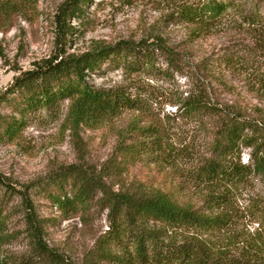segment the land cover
Returning <instances> with one entry per match:
<instances>
[{
  "label": "rangeland",
  "instance_id": "1",
  "mask_svg": "<svg viewBox=\"0 0 264 264\" xmlns=\"http://www.w3.org/2000/svg\"><path fill=\"white\" fill-rule=\"evenodd\" d=\"M65 1H24L10 20H0V177L15 189L6 192L0 185V200L3 199L7 231L11 234L0 245V260H4L3 264L50 263V256L39 253L35 241L25 231L26 210L16 191H24L27 186L32 209L42 226V241L64 264H128L96 253L109 231L108 208L94 199L83 212L63 213L52 199L59 192L47 185L50 177L71 164L98 171L111 155L119 131H127L132 125L140 129L155 119L166 118L169 136L177 149L181 142L190 147L189 153L170 161L154 155L142 156L123 167L117 177H107L105 181L114 191H168L179 203L204 209L207 188L198 185L196 171L198 162L209 153L211 123L209 118L176 114L175 102L193 87L196 72L201 78L206 76L202 67L208 64L217 71L209 81L214 94L224 101L264 109V93L256 91L248 74L264 58L259 57L252 34L237 10L228 11L210 32L195 34L190 26L177 22L175 0H87L81 11L66 17L71 31L64 38L58 29L57 16ZM236 1L245 11L257 8L264 18L263 7H256L251 0ZM155 37H161L175 53L179 69L159 60L155 71L130 74L120 66L105 63L89 74L88 81L96 87H128L132 95L144 98L147 111L142 114L127 110L96 128L83 129V153L75 149L69 130L63 126L68 101L59 103L53 114L36 111L23 117L12 101H2L14 76L35 62L62 51L80 54L103 43L151 41ZM227 52H236L239 57L235 60H243L242 63L221 65ZM12 119L23 123L16 135L8 136L5 127ZM247 153L243 150L244 161ZM237 208L240 224L234 228L236 235L249 239L258 231L264 238V192L257 181L241 190ZM202 237L216 245L224 243V235L218 229L204 232ZM117 252L122 256L124 251L118 247Z\"/></svg>",
  "mask_w": 264,
  "mask_h": 264
},
{
  "label": "trees",
  "instance_id": "2",
  "mask_svg": "<svg viewBox=\"0 0 264 264\" xmlns=\"http://www.w3.org/2000/svg\"><path fill=\"white\" fill-rule=\"evenodd\" d=\"M24 1L29 2L0 0V20H10ZM86 1L66 0L60 6L57 25L64 38L71 31L66 17L81 11ZM251 1L256 7L264 8V0ZM175 2L177 22L190 26L195 34L210 32L228 11L237 10L252 34L259 57L264 58V18L257 8L245 11L236 0ZM237 57L236 52H227L221 65L241 64L243 60H235ZM159 60L179 69L175 53L161 37L151 41L103 43L80 54L62 51L33 63L31 68L14 76L2 101H12L22 117L36 111L53 114L59 103L68 101L63 126L69 130L75 149L83 153V129L96 128L127 110L142 114L147 111L144 98L132 95L128 87H96L88 81L89 74L100 70L105 63L120 66L130 74L155 71ZM202 69L206 76L201 78L195 73V84L175 102V113L189 118H209L211 123L209 153L198 162L196 171L200 179L198 185L204 184L207 188L204 209L181 204L168 191H114L105 181L107 177H117L123 167L142 156L154 155L170 161L189 153L190 147L181 142L177 149L169 136L166 118L164 121L155 119L140 129L132 125L127 131H119L111 155L98 171L71 164L50 177L47 185L59 192V196L52 199L63 213L83 212L90 208L94 199L108 208L109 231L99 243L97 254L125 260L128 264H264V238L260 233L256 231L246 239L239 238L234 230L240 224L237 200L241 190L257 181L264 192V109L222 100L214 94L209 82L217 71L210 69L208 64ZM249 72L256 91L264 93V59ZM22 123L12 119L6 124L5 132L8 136L16 135ZM243 150L248 151L245 161ZM0 185L6 192L15 190L4 177H0ZM28 188L16 191L26 210L25 231L35 241L39 253L50 256L49 264H64L42 241V226L32 209ZM6 224L1 199L0 245L11 236ZM214 229L223 233L224 243L216 245L202 237V233ZM118 247L124 251L122 256L117 252ZM3 262L0 260V264Z\"/></svg>",
  "mask_w": 264,
  "mask_h": 264
}]
</instances>
